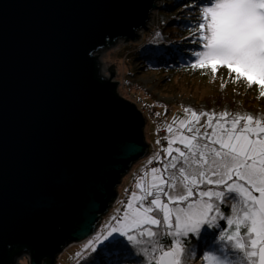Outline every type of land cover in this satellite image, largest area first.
Segmentation results:
<instances>
[{"label":"water","instance_id":"95a60500","mask_svg":"<svg viewBox=\"0 0 264 264\" xmlns=\"http://www.w3.org/2000/svg\"><path fill=\"white\" fill-rule=\"evenodd\" d=\"M156 2L0 0V264L21 251L54 264L91 239L149 153L140 112L93 53L138 41Z\"/></svg>","mask_w":264,"mask_h":264},{"label":"snow or ice","instance_id":"6c2138e0","mask_svg":"<svg viewBox=\"0 0 264 264\" xmlns=\"http://www.w3.org/2000/svg\"><path fill=\"white\" fill-rule=\"evenodd\" d=\"M196 7L193 35L201 50L193 53L192 67L210 68L214 77L227 69L233 82L257 85L264 97V0H206ZM184 112L186 118L173 117L166 125L162 152L168 159L155 157L162 167L137 182L117 223L87 247L95 251V243L119 236L138 248L141 264H193L197 253L189 239L226 221L227 231L215 237L217 251L203 252L200 259L264 264V118ZM224 204L231 215L221 211ZM162 236L170 242L162 244Z\"/></svg>","mask_w":264,"mask_h":264},{"label":"rangeland","instance_id":"374dc122","mask_svg":"<svg viewBox=\"0 0 264 264\" xmlns=\"http://www.w3.org/2000/svg\"><path fill=\"white\" fill-rule=\"evenodd\" d=\"M166 0H158L157 8L154 10L153 19L149 22L148 29L143 30L139 35L138 41L123 43L125 39L117 38L113 44L106 45L97 49L93 56L97 55V60L101 65L109 68L110 71L106 73L107 80L110 78L111 82H118L115 88V93L122 100L132 103L135 108L140 112L144 121L143 136L147 141L148 146L153 149V154L143 156L138 161L134 162L129 170L123 175L120 184L117 186L118 203L111 207L103 216L101 224L99 225V232L97 236H101L105 230L117 223V219L123 214L124 205L128 201L130 195L134 191H138L137 182L145 177L146 173H150L153 167H162L155 157L159 156L161 160L168 159L162 149L167 147V140L165 137L169 136L166 130V125L172 122L173 117L178 119L186 118L184 110L186 108L199 112L217 113L227 111L232 115L251 114L256 112L251 108L255 107L257 113L262 114L260 110L264 107V97H261L260 89L257 85L248 87L247 83L243 80L233 82L229 77L228 70L224 68L218 69L215 77L213 76L210 68L192 67L196 62L194 52L201 50L200 45L195 42L193 30L198 23L200 11L197 5H203L206 0H185L172 9L167 11H160L163 8ZM190 5L191 10H183L178 15V9L182 5ZM166 14L181 17L183 22L188 23V32L192 33L186 54L185 61H177L170 64L169 67L174 70L172 74H168L158 69H151L152 64H147L145 60L134 58L136 54V47L142 44V40L146 38L149 31L155 29L157 19L160 14ZM165 17V18H167ZM185 21V22H186ZM176 25L184 27V23L176 22ZM185 44V43H184ZM143 46L142 48H144ZM174 53L175 51H171ZM144 59V58H143ZM167 69H165L166 71ZM114 76H111V73ZM234 73L232 76L234 77ZM223 85V87H222ZM216 109V110H215ZM263 118L260 116H254ZM205 118L202 117V123ZM159 141V143H157ZM151 161V163H149ZM150 179V176L148 177ZM228 205L231 215V207ZM209 234L214 236L215 230L212 232L210 229H203L201 234ZM205 236V235H204ZM199 238V237H198ZM96 238L91 242H95ZM106 242V241H104ZM103 242V243H104ZM90 243V242H89ZM87 244L72 245L70 244L64 250L60 251L55 259L54 264H74L79 259L87 255L90 248ZM103 243H95L94 246H100ZM105 246L99 247L97 251H93L90 255L94 256L97 252ZM27 251H21L18 257V263L30 264L31 258ZM82 255V256H81ZM81 256V257H80ZM97 257V255H96ZM42 264V262H41ZM193 264H205L200 259V255L194 259Z\"/></svg>","mask_w":264,"mask_h":264},{"label":"trees","instance_id":"16d2710c","mask_svg":"<svg viewBox=\"0 0 264 264\" xmlns=\"http://www.w3.org/2000/svg\"><path fill=\"white\" fill-rule=\"evenodd\" d=\"M184 2L186 3L185 0H166L163 8H160V11H167V8L172 9ZM183 10H191V6H186L183 4L182 7L178 9V15L183 12ZM173 15L167 17L165 13L160 14L155 25L156 30L153 29L147 33L146 38L142 40V44H138V47H136L137 51L134 55V58L145 60L147 64L154 63V65H151V67L148 68H160L159 70H162L165 73L169 72V75L172 74V72L168 71V69L174 70L173 68L169 67L170 64L176 63L177 61L183 62L185 59L189 58H185L187 55L183 54V52L188 50L189 45H192V43H189L192 33L188 32L190 27H188L187 23L190 21L185 20L186 22H183V20L180 19L181 17ZM176 22L180 24L184 23V27H180L181 25H176ZM143 46L145 47L142 48ZM171 51L175 52L172 53ZM165 69L167 70L165 71ZM251 109L255 110L256 112H252L248 115L260 116L264 118V107L260 109L263 112L262 114H254L257 113V109L255 107ZM221 211L226 216H228L230 209L228 205L224 204L221 205ZM220 223L222 225L221 228L210 229L211 232L215 230L216 233L214 236L209 235L211 233H202L201 238L192 237L189 239L188 244L196 249L197 256L206 251H217V247L220 246V242L218 238L215 239V237H218L219 233L227 231L226 221H221ZM98 232L99 230L97 233ZM97 233L89 241L83 243V245L93 241V239L97 237ZM170 240V237H160V242L162 244H167L170 242ZM101 246L105 247L97 252L94 256L90 255L93 253V251L89 249L87 255L79 259L74 264H141V254L138 251V248L129 244L123 237L117 236L115 237V241L112 243L106 241L100 246H95V251L100 249L99 247ZM228 254L233 259L239 257V253L229 251Z\"/></svg>","mask_w":264,"mask_h":264},{"label":"bare ground","instance_id":"6f19581e","mask_svg":"<svg viewBox=\"0 0 264 264\" xmlns=\"http://www.w3.org/2000/svg\"><path fill=\"white\" fill-rule=\"evenodd\" d=\"M157 3V2H156ZM153 16H154V11H151L150 13H149V21L146 23V27H148L149 25H150V21L153 19ZM144 29H142V28H140L139 30H137L136 31V34H140L142 31H143ZM100 64V63H99ZM108 71H110L109 70V68L108 67H106V66H104V65H101L100 64V75L102 76V77H104L105 79L107 78V76H106V73L108 72ZM95 236V234L93 235V237ZM92 237V238H93ZM88 239H90V238H88ZM87 239V240H88ZM87 240H81V241H78V242H74V244H72V245H78V246H80L79 244H82L83 242H85V241H87ZM26 253H28V252H26ZM22 255V254H21ZM21 255H18V257L20 258L21 257ZM30 255V254H29ZM18 257H17V264H20V263H18ZM30 258H31V255H30ZM22 264V263H21ZM42 264H43V262H42Z\"/></svg>","mask_w":264,"mask_h":264},{"label":"built area","instance_id":"2783aa9c","mask_svg":"<svg viewBox=\"0 0 264 264\" xmlns=\"http://www.w3.org/2000/svg\"><path fill=\"white\" fill-rule=\"evenodd\" d=\"M149 148H150V151H149V153H148V155H152L153 154V149H151V147L150 146H148Z\"/></svg>","mask_w":264,"mask_h":264},{"label":"flooded vegetation","instance_id":"af4514ba","mask_svg":"<svg viewBox=\"0 0 264 264\" xmlns=\"http://www.w3.org/2000/svg\"><path fill=\"white\" fill-rule=\"evenodd\" d=\"M19 251L17 250V251H15V253H18Z\"/></svg>","mask_w":264,"mask_h":264}]
</instances>
